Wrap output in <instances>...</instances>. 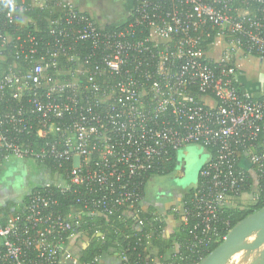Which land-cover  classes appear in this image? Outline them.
Wrapping results in <instances>:
<instances>
[{
  "label": "built area",
  "instance_id": "obj_1",
  "mask_svg": "<svg viewBox=\"0 0 264 264\" xmlns=\"http://www.w3.org/2000/svg\"><path fill=\"white\" fill-rule=\"evenodd\" d=\"M12 2L15 11L0 0V151L58 173L0 206V264L172 259L155 251L153 231L138 237L146 254L83 258L81 227L94 213L136 215L149 182L188 146L207 158L203 184L173 208L187 250L225 239V206L264 200V94L240 80L243 56L264 57V0H134L114 28L69 0ZM148 215L139 226L164 222Z\"/></svg>",
  "mask_w": 264,
  "mask_h": 264
},
{
  "label": "trees",
  "instance_id": "obj_2",
  "mask_svg": "<svg viewBox=\"0 0 264 264\" xmlns=\"http://www.w3.org/2000/svg\"><path fill=\"white\" fill-rule=\"evenodd\" d=\"M31 14L34 17H37L39 14L40 20H42L44 15V13L39 10H33ZM108 28H114V26L109 25ZM4 154V150L0 151L2 159L1 165L6 163L4 160ZM176 165L177 156L175 154L171 162L166 165L167 168L165 172L161 175L171 173L176 168ZM42 167L50 169V175L55 176L57 170L53 167L52 162L47 161L46 165H42ZM2 171V168H0V173H3ZM203 182L204 178L199 176L198 186H201ZM195 192L196 189L192 186L182 193V196L189 202ZM58 196L62 200L63 196ZM25 198L26 197H24V199ZM7 204L12 207L15 205L13 203V199ZM262 206H264V200L262 198L257 201L248 199L243 202L241 200L238 203L233 202L221 210V221L217 224V228L220 232L226 235L236 223ZM8 209L10 208H6V210ZM153 210V207H149L148 209L139 208L134 216L126 215L120 210H117L112 214L99 212L85 216L81 230L85 231L86 237L89 239V244L84 251L83 258H88L96 253H102L105 251L111 255H116L119 250L125 247L131 248L129 252V256H131V258H134L138 252L146 254L148 253V250H146V244L145 242H138V237L153 231L154 236L151 239V243L152 246L159 249L158 255L160 257H162L167 251L174 250V254H172L174 257L172 259L164 260L163 257L160 259L162 264H198L223 241L222 238L218 241L212 240L207 250L203 251L200 248H197L190 252L182 245L188 235L182 232L180 228L177 230L175 239L166 240V238L163 237V229L165 226L164 222H150L147 220L142 226L138 225V219H145L146 216H149L148 212ZM226 220H229V226L223 223V221L225 222ZM96 228L98 232L103 233V239L99 238L95 232Z\"/></svg>",
  "mask_w": 264,
  "mask_h": 264
},
{
  "label": "crops",
  "instance_id": "obj_3",
  "mask_svg": "<svg viewBox=\"0 0 264 264\" xmlns=\"http://www.w3.org/2000/svg\"><path fill=\"white\" fill-rule=\"evenodd\" d=\"M69 1H71L80 10L91 14L102 26L120 25L125 23L134 7V0ZM240 80L243 87H245L248 92L253 93L257 96L264 94V57L243 56L241 59ZM27 161L30 160L11 158L8 164H2L0 168H2V172L5 174L4 176H7L8 174L4 172L6 167H11L12 170L18 171L17 169L19 168V166L26 165ZM51 178L52 175H48L47 180ZM155 179L156 178H153L152 180ZM10 185L11 189L14 190L11 196V199H13L14 204H16L18 201L23 200L24 197H26L27 194L30 192V190L35 187L24 184L23 180L16 178L14 173H12V182L10 183ZM8 188L10 187L8 186ZM165 193H167L168 196L165 197ZM178 195L182 197V194H180L179 191H176L174 189L166 191L161 190L158 192L152 191L151 193H148L147 191L146 194L144 208L148 209L149 207H153L155 211H158L161 214L165 223L163 229V237H165L166 240L175 239V235L177 234V230L179 228L178 219L173 210L175 205H177L179 203V200L181 199V197L178 198ZM9 201L10 200H8V202ZM8 202H5L3 198L0 197V206L3 211L6 210V208L12 207L7 204ZM155 251L158 253L159 249L156 248ZM243 260L245 264L247 262V259H245V254ZM110 264L116 263L114 261H110Z\"/></svg>",
  "mask_w": 264,
  "mask_h": 264
},
{
  "label": "rangeland",
  "instance_id": "obj_4",
  "mask_svg": "<svg viewBox=\"0 0 264 264\" xmlns=\"http://www.w3.org/2000/svg\"><path fill=\"white\" fill-rule=\"evenodd\" d=\"M206 158V152L202 147L188 146L181 149L178 152L177 165L174 171L166 175L157 176L155 180L150 181L147 185L148 193L172 189L179 191L180 194L184 193L187 189L196 184L198 172ZM29 160L30 161L26 162V165H20L17 169L18 171L12 170L11 167H6L4 172L8 174H6L7 176H4V173H0V197H2L5 202L12 200L11 196L14 191L11 189L10 185L12 182V173H14L16 178L22 179L23 183L29 186H40L47 181L48 175H50L49 170L42 167L35 160ZM8 163L9 160H6V164ZM8 186L10 188H8ZM166 196H168L167 193H165V197ZM179 197L181 196L178 195V198ZM243 258L244 253H239L235 259H231L232 261H230L229 264H244Z\"/></svg>",
  "mask_w": 264,
  "mask_h": 264
},
{
  "label": "water",
  "instance_id": "obj_5",
  "mask_svg": "<svg viewBox=\"0 0 264 264\" xmlns=\"http://www.w3.org/2000/svg\"><path fill=\"white\" fill-rule=\"evenodd\" d=\"M240 252L245 254V264H264V206L236 223L198 264H229Z\"/></svg>",
  "mask_w": 264,
  "mask_h": 264
},
{
  "label": "clouds",
  "instance_id": "obj_6",
  "mask_svg": "<svg viewBox=\"0 0 264 264\" xmlns=\"http://www.w3.org/2000/svg\"><path fill=\"white\" fill-rule=\"evenodd\" d=\"M7 7H9L12 11H15V4L12 0H7Z\"/></svg>",
  "mask_w": 264,
  "mask_h": 264
}]
</instances>
